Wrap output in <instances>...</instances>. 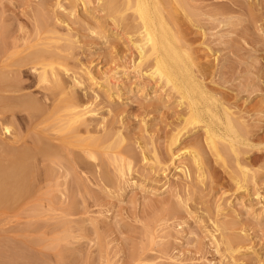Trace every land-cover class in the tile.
Here are the masks:
<instances>
[{"label":"rangeland","instance_id":"obj_1","mask_svg":"<svg viewBox=\"0 0 264 264\" xmlns=\"http://www.w3.org/2000/svg\"><path fill=\"white\" fill-rule=\"evenodd\" d=\"M108 1L0 0V151H57L0 207V264H264V0H184L175 14L220 116L247 126L219 155L210 115L182 129L187 98L152 58L139 64L135 9ZM50 62L60 88L40 79Z\"/></svg>","mask_w":264,"mask_h":264},{"label":"bare ground","instance_id":"obj_2","mask_svg":"<svg viewBox=\"0 0 264 264\" xmlns=\"http://www.w3.org/2000/svg\"><path fill=\"white\" fill-rule=\"evenodd\" d=\"M109 1L106 4L108 6L106 8L113 9L115 7V5H113L114 2L112 3L111 0ZM183 1L184 0H124V11L126 12L127 9L129 11V8L135 9L139 17L136 15L135 16L138 17L142 23L141 28L143 31L139 30L142 31V35L140 34V38L134 42V45L138 50L140 57L139 64L144 62L145 60L152 58L151 60H153V67L151 70V74L154 76L157 75L160 80H164L166 84L171 85L172 88L181 95L182 99L186 100L185 98H187L189 115L183 118L184 126L182 129H185L187 131L188 129L186 128H188L189 125H193L194 123L197 124L200 122L202 123L207 119L205 117V114L210 115V119H207L208 121L204 125L206 127V131L209 133V137H207L206 139L209 138V144L218 152L219 155V153L223 150L228 151L229 146H234V144L240 143L242 141V138H244V135L242 137V134H246V132L243 133L241 128L243 129L244 127L240 128L238 124H240L241 126V124L244 122L241 119L238 120L237 118L233 117V111L231 114L230 111L227 110L228 107H224L225 118H222L218 111V107H220L219 105L222 106V103L219 104L218 99L214 96H209L207 90L204 87V84H202L197 78L194 67H201L202 64L200 60L198 61L197 58L193 56L195 55L194 50L191 49L192 46L190 47V44L186 38V33L179 29V31H177V28H175L174 26L176 25L174 24V22H176L178 19V17H176L177 15H175L176 12L179 11V9H184L185 11V7L183 4L186 5V3H182ZM168 4H170V6H168ZM123 12L121 14H123ZM121 17L124 19L125 15H122ZM138 29L140 28L138 27ZM52 64V62L48 64L49 66H51L49 68L51 70H47L46 67L42 69L43 71H41L40 73V79H47V73L48 71H50L51 75H53L54 77L52 78L54 79L55 87L60 88L62 87L61 85L63 83L59 82L60 80L57 81L59 78L57 74L58 70H55V66ZM35 68L37 67L35 66ZM35 68L33 69L34 71ZM202 68L205 67L202 66ZM2 83L4 82L2 81ZM17 89L19 90L20 88ZM212 98L216 102L210 101L212 100ZM203 101L205 102V104ZM22 102L23 104L20 106H23L25 110L27 109L26 111H29L30 113L34 114V112L40 110L39 104H36L37 101L35 102L32 98L26 96V98L22 100ZM74 112L76 113H74L75 115L73 114L72 117H77L75 119L83 118V116L86 114V111H83V109L78 111H76L75 109ZM215 120L220 122V124L224 125L226 134L219 133L212 126V122H214ZM236 120H238L239 122H237ZM242 125L246 126L245 123ZM6 130H9V128H6ZM181 130L178 131L177 134H175L173 139L174 141L179 140L178 138L180 136ZM243 130L247 131L246 129ZM227 139H229V141ZM221 140H223L224 142L228 141L227 143L229 145H226V143L224 144ZM1 146L2 145H0V148ZM3 146L2 148L4 150L5 148ZM231 150L233 149L231 148ZM237 150H239V148H237ZM195 153L196 154L194 156V160H200V154L197 152ZM45 154H52L51 157L54 155V159L55 155L57 154V151H54L53 147H51L50 144L45 140L42 141V145L40 143V145L37 144L33 147H25L17 151L10 149V151L8 150V152L6 153H4V151L3 153L0 151V207H7L12 204V202H15L16 200L18 201L20 198H23V196H26V194L30 192V189L32 187L31 185L33 183L31 178L33 160H36V158ZM188 165L185 164L184 167L182 166L181 169V171H183V173H186L187 175L189 170ZM241 167L242 166H240V168ZM227 240V244L230 247L232 246V243H235V240L231 238Z\"/></svg>","mask_w":264,"mask_h":264}]
</instances>
